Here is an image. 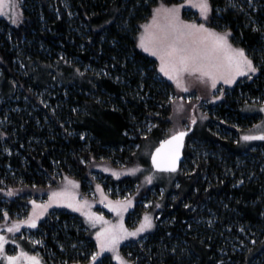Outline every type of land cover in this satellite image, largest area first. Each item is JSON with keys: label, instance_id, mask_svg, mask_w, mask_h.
<instances>
[{"label": "trees", "instance_id": "16d2710c", "mask_svg": "<svg viewBox=\"0 0 264 264\" xmlns=\"http://www.w3.org/2000/svg\"><path fill=\"white\" fill-rule=\"evenodd\" d=\"M257 2L252 8L231 0L232 8L230 0H210L209 26L229 29L259 71L251 82L232 87L215 120L209 115L185 129L176 171L141 184L132 212L142 211L139 202L149 194L156 210L153 229L121 249L133 264H264V143L243 145L239 139L257 120L243 114V106L264 101V64L257 54L264 0ZM20 3L18 26L0 19V223L5 212L11 217L29 207L60 177L74 178L85 193L100 165L149 168L140 152L147 138L156 145L164 140L175 94L136 38L157 5L179 0ZM109 180L131 186L140 181ZM9 189L11 196L4 193ZM35 231L70 263L89 262L97 249L80 218L65 209L48 213ZM94 264L115 263L101 255Z\"/></svg>", "mask_w": 264, "mask_h": 264}, {"label": "rangeland", "instance_id": "374dc122", "mask_svg": "<svg viewBox=\"0 0 264 264\" xmlns=\"http://www.w3.org/2000/svg\"><path fill=\"white\" fill-rule=\"evenodd\" d=\"M242 1H246L248 6L252 8H257L260 6V3L257 2L260 0ZM193 3H195V0H179V3L176 4L169 5L160 3L159 5L163 4L165 7L169 8L173 6H178V13L183 21L206 23L207 27L221 33L226 30H229H218L210 27L208 24L209 18L207 21L203 20V18L200 16L199 9L197 7H193ZM19 5L20 6L15 9V12L20 13V18L17 23L14 24L11 22L13 9L9 7V0H5L2 13H0V19H3L11 26H18L23 21V12L20 0ZM159 5H157L156 7H158ZM68 12L71 11L69 10ZM150 20L151 17L142 25L148 23ZM142 25L136 38L137 47L139 43L140 33L144 31ZM261 40L262 46L257 50V54L260 58V63L264 64V57L261 56L264 52V36ZM229 43H231L232 46L235 48H241L233 42L232 35L229 36ZM138 49L157 61L159 76L170 81L175 90V94H171L170 96V99L173 102L172 115L170 117L171 125L169 131L167 133L165 132V138L172 135L174 131H183L187 129L190 123H192L193 119L195 121L199 119L198 121L201 122L203 118H206L211 115V118L215 120V118L217 117V109L219 108V106L222 105V102L224 101L225 97L230 96L232 87L239 81L251 82L250 80L256 74H251V78H249L248 76H237L231 84H225L223 80H218L216 82L215 88L211 87V80H208L205 83L199 80H195L192 77L185 76V87L187 88V91H185L184 88H177L174 81L170 80L167 76H164L163 73L159 72V59L156 56H153L150 52H145L140 47H138ZM248 58L250 59V57ZM239 95L240 96L238 99H236V102L240 100L241 96H243V93L240 91ZM216 97L219 98L216 99ZM251 102L253 103H248L243 106L242 112L243 114H246L249 117L256 116L257 120L255 122L251 121L250 124L240 133L239 139L243 145L264 143V140L259 139L249 141H244L241 139V137L244 135H259L260 133L264 132V111L261 110L262 108H264V101L261 98L259 100H251ZM181 105L182 107H180ZM143 146L144 147L140 152V157L144 158L150 163V156L155 147L157 146L156 142L152 138H147L144 141ZM130 169H137V171L131 172L129 171ZM160 174L161 173H158V171L155 172V170L151 166L147 168L140 164H135L133 166L122 165V167H112L106 164L100 165L97 167V171H95L93 175L95 182H87L88 190L85 193L80 192L79 183L74 178L69 176H63L60 178L58 177V182L53 185L49 190H47L45 194L40 193L30 199L29 207L21 208L19 211H16L13 216L5 217L0 223V236L4 237V248L3 251H0V264H9L7 257L17 256L20 252H26L29 256H37L40 259V264H81L72 262L70 263L66 259H61L60 257L56 256L50 251L49 248L45 247L44 242L39 239V237H37L36 235L35 230L38 227L39 222L45 219L48 213L52 212L55 209H65L69 212L76 214L80 218L88 235L93 239L96 244L97 249L95 253L100 251L97 244L96 233L100 231L103 227L118 225L122 222L124 227L131 231L139 226L140 221L146 213L153 218L154 226V212L156 209H150L149 207L151 203L150 194L145 195L146 197L144 196L141 198L139 205L141 206L142 211L139 214L132 212V210L135 204L134 198L138 194L137 192L139 191L141 184L147 185L149 182L146 178L149 176H151L152 179L156 176L155 178H157V180H161L162 178L160 177ZM126 176L137 177L140 181L133 186L127 185L125 184V182H122V184H118L117 182L114 185L109 184V179L117 181ZM65 177H67L68 180L75 181L76 186L73 187L72 185L68 184L65 180ZM97 185L100 186V190L97 189ZM104 185L106 186V188L103 187ZM65 188H67L68 191L73 194V203L78 202L80 205H84V202L86 201V206H84L81 210H77V207H69L68 203L66 202L48 203L49 198L53 192H59ZM9 190L4 191L5 195H8ZM157 196L159 198V195ZM158 198H156V205L159 202L157 201ZM125 200H130L131 204L128 206L126 211H123L119 215L116 212H113L110 207H108L109 201L115 202ZM32 201H36L37 205L48 204L47 210L44 211V214L36 219V226L32 227L28 223H19L18 230L9 232L8 228L12 227L15 222L28 220L30 214L33 212V204L31 203ZM37 211H39V209H37ZM84 212H91L98 215H102L104 220L108 221V224H104L103 221H99L93 224L84 215ZM152 229L153 227L151 229L145 230L142 233H138L136 236H128L120 241V244L117 248V252L124 260L128 262V264L133 263L127 260L122 255L121 249L123 247L132 246L135 241H142L143 237H145L144 235H146ZM41 246H43V251L39 250ZM44 254H47V258H49L48 261H45V259L42 257L44 256ZM93 254L91 255L92 257ZM116 254L117 253H114L112 251L105 250L96 258V260H93L92 257H89L91 258V260L84 264H94L95 261H97V259L101 255H108L114 261L115 264H119V261L114 258ZM17 264H31V262L27 258L22 257L17 262Z\"/></svg>", "mask_w": 264, "mask_h": 264}, {"label": "snow or ice", "instance_id": "6c2138e0", "mask_svg": "<svg viewBox=\"0 0 264 264\" xmlns=\"http://www.w3.org/2000/svg\"><path fill=\"white\" fill-rule=\"evenodd\" d=\"M4 3L5 0H0V13H2ZM19 6V0H9V7L13 9L11 22L14 24L20 18V13L15 12ZM230 6L236 7L235 4L231 3V0ZM193 7L199 9L203 20H208L212 11L210 0H195ZM142 28L144 31L140 33L138 47L156 56L159 59V72L174 81L177 88H184L185 91H187L185 76L205 83L211 80V87L215 88L218 80H223L225 84H231L237 76L251 78V74L259 71L243 48H235L229 43L230 30L221 33L207 27L206 23L183 21L179 16L178 6L169 8L161 4L154 8L151 20L142 25ZM77 71L79 72V69ZM218 98L216 97V99ZM261 110L264 111V108ZM192 122L195 123V120L193 119ZM186 135L187 131H174L167 139L160 142V147H157L152 153V163L157 170L176 171L177 161L181 154L180 149L183 147ZM241 139L244 141L264 140V132L259 135H244ZM129 171L135 172L137 169H130ZM146 179L150 183L152 177L149 176ZM65 180L73 187L76 186L75 181L68 180L67 177ZM97 189L100 190L99 185H97ZM0 191L3 190L0 189ZM8 195H13L12 190L8 191ZM73 201V194L65 188L59 192H53L48 203L66 202L69 207H77V210H81L87 204L86 201L84 205H80L78 202L73 203ZM31 203L33 204V212L28 220L15 222L12 227L8 228L9 232L18 230L19 223H28L32 227L36 226V219L44 214L48 204L37 205L36 201ZM130 204V200L109 201L108 207L119 215L126 211ZM156 207H159V204ZM4 215L7 217L8 213L5 212ZM84 215L93 224L99 221L108 224L102 215L91 212H84ZM152 227L153 218L146 213L139 226L134 230L129 231L122 222L118 225L101 228L96 233L100 251L94 253L92 259L96 260L102 252L109 250L117 253L114 258L119 261V264H128L117 252L120 241L128 236H136ZM3 241L4 237L0 236V251H3L4 248ZM22 257L27 258L31 264H40V259L37 256H29L26 252H20L17 256H8L7 260L9 264H17Z\"/></svg>", "mask_w": 264, "mask_h": 264}, {"label": "water", "instance_id": "95a60500", "mask_svg": "<svg viewBox=\"0 0 264 264\" xmlns=\"http://www.w3.org/2000/svg\"><path fill=\"white\" fill-rule=\"evenodd\" d=\"M183 131H185V130H183ZM169 137V136H168ZM168 137H166L165 139H167ZM185 138H186V136H185ZM185 138H184V144H183V147L180 149V158H179V160L177 161V166H176V170L179 168V166H180V164H181V161H182V159H183V149H184V145H185ZM164 139V140H165ZM161 142V141H160ZM160 142H159V144L155 147V149L153 150V152L152 153H154L155 152V150H156V148L157 147H160ZM150 164H151V166H152V168L155 170V171H159V172H166V171H162V170H157L154 166H153V163H152V154H151V156H150ZM168 172H172V171H168Z\"/></svg>", "mask_w": 264, "mask_h": 264}]
</instances>
